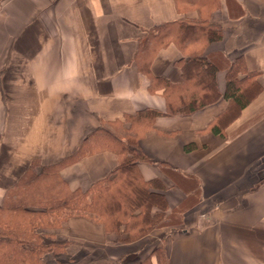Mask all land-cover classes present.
I'll return each instance as SVG.
<instances>
[{
	"label": "crops",
	"instance_id": "obj_1",
	"mask_svg": "<svg viewBox=\"0 0 264 264\" xmlns=\"http://www.w3.org/2000/svg\"><path fill=\"white\" fill-rule=\"evenodd\" d=\"M199 5L0 0V205L30 164L38 169L74 156L87 135L127 128L126 117L138 111L165 112L164 95L150 89L135 62L149 32L200 18L220 30L218 40L182 49L172 37L155 43L150 61L153 76L173 83L183 79L179 60L200 46L219 67L217 100L187 114L157 116L138 140L148 159L137 162L138 170L145 180H159L154 190L165 197L169 223L123 244L101 224L69 217L50 232L52 241L67 242L68 258L49 260L54 253L47 252V264H137L136 253L162 243L167 264H264V0ZM236 57L256 72L243 108L223 97L225 67ZM116 163L115 153L102 148L58 173L69 189L84 190Z\"/></svg>",
	"mask_w": 264,
	"mask_h": 264
},
{
	"label": "trees",
	"instance_id": "obj_2",
	"mask_svg": "<svg viewBox=\"0 0 264 264\" xmlns=\"http://www.w3.org/2000/svg\"><path fill=\"white\" fill-rule=\"evenodd\" d=\"M185 1L199 6L211 3V0ZM169 37L182 49L188 44L218 40L220 30L207 18H200L164 24L148 33L135 53V62L139 71L148 76L150 89L161 90L166 99L165 112L138 111L126 117L127 128L99 129L87 135L74 156L38 169L34 163L30 164L5 190L0 205V264H46L43 253L51 249L52 243H44L42 238L46 234L40 231L58 227L72 216H83L101 224L106 232L116 233L121 243L168 223L165 222L168 219L165 197L154 190L161 188L159 180H145L138 170L137 162L147 159L138 147V140L157 116L187 114L214 102L220 95L215 81L219 67L210 55L200 51L201 46L179 60L182 81L173 83L151 74L150 61L156 47L166 44ZM255 77L256 72H248L242 58L236 57L225 67L223 97L243 108L249 101L244 89L255 85ZM210 128L220 133L216 123ZM102 148L115 153V167L84 190L69 189L59 176V170L82 153ZM167 262L164 246L159 245L139 264Z\"/></svg>",
	"mask_w": 264,
	"mask_h": 264
},
{
	"label": "rangeland",
	"instance_id": "obj_3",
	"mask_svg": "<svg viewBox=\"0 0 264 264\" xmlns=\"http://www.w3.org/2000/svg\"><path fill=\"white\" fill-rule=\"evenodd\" d=\"M169 217V216H168ZM165 222H168V219H166V221ZM169 223V222H168ZM168 223H166V224H168ZM63 225V223L60 225V226H58V227H55V228H50V229H45V230H41L40 232L41 233H43V234H46V236H44L43 238H42V240H43V242L44 243H52L51 244V249H49V250H46L44 253H43V260H44V262L46 263V261H45V259H44V255H45V253H47V252H52V253H54V254H50L49 255V260H51V257H54V255H55V258L56 257H58V254H61L62 253V255L63 256H61L60 257V260H66L67 258H68V256L67 255H65L64 253H65V251H66V245H67V242H54V241H52V237H51V234H50V232L51 231H53V230H56V229H59V228H61V226ZM163 227V226H162ZM155 228H158V227H155ZM154 229V228H153ZM153 229H151V230H153ZM150 230V231H151ZM149 231V232H150ZM149 232H147V233H149ZM114 233V232H113ZM147 233L146 234H144L143 236H141V237H139V238H137V239H134V240H132V241H129V242H125V243H123V244H128V243H133V242H137L138 240H140V238H142V237H144L145 235H147ZM115 235H116V233H115ZM118 236L116 235V240L118 241ZM119 242V241H118ZM121 243V242H120ZM139 244V246L140 245H142L143 244V242L141 241L140 243H138ZM159 245H162L163 246V243L162 244H159ZM158 245V246H159ZM135 246H133V248H132V251H136L137 250V248H134ZM157 247V246H156ZM155 247V248H156ZM154 248V249H155ZM153 251V250H152ZM151 251V252H152ZM151 252L149 253V254H146L145 252L143 253L142 251L141 252H138V253H136L133 257H137V260H139V262L137 263V264H139L142 260H144V259H146L147 257H149V255L151 254ZM56 260L57 261H59V258H56ZM151 261H152V263L154 262V259L152 258L151 259ZM47 264V263H46Z\"/></svg>",
	"mask_w": 264,
	"mask_h": 264
}]
</instances>
